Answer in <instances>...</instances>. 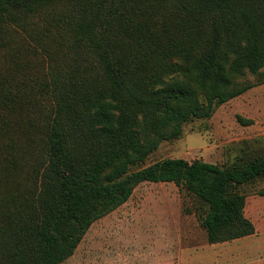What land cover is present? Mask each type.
<instances>
[{"label":"trees","instance_id":"16d2710c","mask_svg":"<svg viewBox=\"0 0 264 264\" xmlns=\"http://www.w3.org/2000/svg\"><path fill=\"white\" fill-rule=\"evenodd\" d=\"M18 31L37 46H11ZM38 46L35 71L20 57ZM0 56V264L65 262L144 182L191 197L209 244L255 233L242 188L264 177L261 139L227 164H144L264 77V0H0Z\"/></svg>","mask_w":264,"mask_h":264},{"label":"rangeland","instance_id":"374dc122","mask_svg":"<svg viewBox=\"0 0 264 264\" xmlns=\"http://www.w3.org/2000/svg\"><path fill=\"white\" fill-rule=\"evenodd\" d=\"M18 32L11 46L28 49V42L35 45L27 33ZM38 49L20 57L21 62L35 64V71L50 64L49 57ZM7 59L0 56V73L11 64ZM263 78L247 73L241 81L253 83L252 88L219 106L210 119L187 123L182 136L162 142L144 166L165 158L222 165L238 155L245 141L261 139L255 146L264 143ZM1 141L6 143L9 137ZM29 152L22 148L17 154L27 158ZM263 189L264 177L242 188L247 195L245 214L254 223L255 233L209 244L191 197L172 182L141 183L125 204L92 224L75 253L61 264H264Z\"/></svg>","mask_w":264,"mask_h":264}]
</instances>
